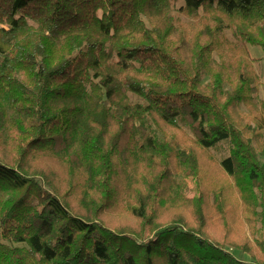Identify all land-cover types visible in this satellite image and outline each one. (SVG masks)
Masks as SVG:
<instances>
[{"label":"trees","instance_id":"1","mask_svg":"<svg viewBox=\"0 0 264 264\" xmlns=\"http://www.w3.org/2000/svg\"><path fill=\"white\" fill-rule=\"evenodd\" d=\"M246 44L264 60V0H0V264H264Z\"/></svg>","mask_w":264,"mask_h":264},{"label":"rangeland","instance_id":"2","mask_svg":"<svg viewBox=\"0 0 264 264\" xmlns=\"http://www.w3.org/2000/svg\"><path fill=\"white\" fill-rule=\"evenodd\" d=\"M182 5V2H178L174 7V14L176 13V9ZM182 20L186 21L188 18L180 17ZM228 36L229 40H233V37L230 31L225 32ZM246 49L251 59V68L253 69L255 76H256V87L258 92L256 93V105L258 106L260 102H264V60H263V51L258 46H253L250 44H246ZM228 87V86H227ZM133 101H140L138 98L131 97ZM241 112H246V107L244 105H240L239 107ZM161 129L157 128L158 134L160 137H165L169 139H173L174 141L178 142L181 146L183 144L188 145L190 142L188 141L189 134L182 128V127H174L165 124H161ZM228 154V148L226 144L218 145L214 149H210L209 151L201 153V163H202V173L204 175V179L208 185L211 187L219 182V174L220 170L218 168V162ZM171 187L175 190L185 194L188 197L194 195V182L191 177L184 178L180 173L174 172L172 174V180L170 182ZM231 205H233V212H236L235 201L233 198L235 197L234 190L227 191ZM17 246L25 245L23 243H17ZM231 250V249H229ZM238 258L248 259L247 256L242 255L238 252H234Z\"/></svg>","mask_w":264,"mask_h":264}]
</instances>
